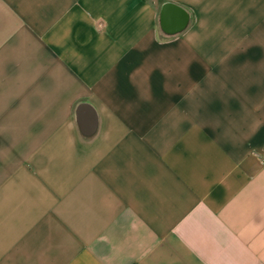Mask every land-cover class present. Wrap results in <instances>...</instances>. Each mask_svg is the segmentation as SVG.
<instances>
[{
    "label": "crops",
    "instance_id": "1",
    "mask_svg": "<svg viewBox=\"0 0 264 264\" xmlns=\"http://www.w3.org/2000/svg\"><path fill=\"white\" fill-rule=\"evenodd\" d=\"M0 264H264V0H0Z\"/></svg>",
    "mask_w": 264,
    "mask_h": 264
}]
</instances>
